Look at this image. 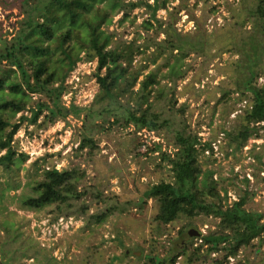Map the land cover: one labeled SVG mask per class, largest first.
<instances>
[{"label":"rangeland","instance_id":"374dc122","mask_svg":"<svg viewBox=\"0 0 264 264\" xmlns=\"http://www.w3.org/2000/svg\"><path fill=\"white\" fill-rule=\"evenodd\" d=\"M138 1L153 4V0L121 2L124 6ZM168 2L167 10H158L154 18L148 8L127 10V19L121 24L123 14L118 8L106 27L117 44L130 45L133 53L137 47L143 49L134 55L133 68L141 69L142 75L160 70L159 83L149 98L153 102L150 112L167 119L168 126L134 134L133 126L121 127L112 117L106 116L104 122L96 114L90 115L99 110L95 102L97 62H78L65 79L68 90L62 101L83 107L80 117L69 116L38 129L24 123L13 137V146L17 154L28 156L23 168L37 161L44 168L77 170L81 176L78 190L83 195L71 200L70 207L61 206L60 211L49 206L37 212L19 209L11 191L0 196V264H169L175 256V264H215L222 260L226 251L205 256V247L200 250L201 258L190 261V247L187 256L181 255L189 241L194 249L200 235L213 232L217 220L200 215L159 225L154 220L157 204L145 198L152 185L169 180L167 169L157 167L153 144L159 142L163 151L173 153L178 135L199 139L198 163L210 173L208 186L213 181L220 195L226 194L227 203L244 197L245 208L264 217V130L250 137L241 149L237 147L249 102L235 91L241 76L237 70L240 56L233 53L235 49L227 40L232 33L242 38L258 32L253 29V17L247 19L255 16V4L253 0ZM19 19L18 6L9 8L0 3V36L6 37ZM143 22L151 24L148 30L142 27ZM164 30L182 36L199 30L209 36L203 52L188 51L182 58V78L165 77L166 69L161 66L165 58H171L164 49L163 56L152 63L158 54L157 44L166 38ZM262 67L255 83L264 87V63ZM137 89L136 83L133 90ZM120 104L127 107L125 99ZM83 137H90L94 146L77 149ZM19 177L24 183L23 171ZM82 207L87 208L85 214H81ZM67 213L73 217L54 219ZM102 215L101 223L91 219ZM7 224L13 227L5 230ZM221 262L264 264V236L242 248L235 258Z\"/></svg>","mask_w":264,"mask_h":264},{"label":"trees","instance_id":"16d2710c","mask_svg":"<svg viewBox=\"0 0 264 264\" xmlns=\"http://www.w3.org/2000/svg\"><path fill=\"white\" fill-rule=\"evenodd\" d=\"M11 1L0 0L5 7L18 6L20 15L11 31L6 32L7 36H0V175L4 177L0 182V196L13 192L11 198L21 210L37 212L53 206L60 211L61 206L70 207L71 200L77 201L83 195L78 190L81 176L77 170L44 168L37 161L29 168H23L28 156L17 154L13 146L14 135L24 123L38 129L66 120L69 116L80 117L83 107L71 103L64 105L62 96L68 90L66 77L81 60L97 62L94 78L98 87L95 102L99 110L90 115L96 114L104 122L108 118L106 116L112 117L121 127L133 126L134 134L167 127V119L161 120L156 113L150 112L153 102H149V98L159 83L157 75L160 70L142 75L141 69L133 68L134 55L143 49L137 47L133 53L130 45L117 44L114 34L106 32V27L111 24L118 8L123 14L119 20L121 24L127 19V10L148 8L154 18L158 10H167L169 2L153 0V4L148 5L138 1L124 3L126 6H123L122 0ZM253 2L255 16L250 15L247 19L253 17V29L258 32L242 38H236L232 33L227 39L235 49L233 53L240 56L237 70L241 76L235 91L243 101L247 99L249 102L237 136L240 149L250 137H257L259 131L264 130V87L255 83L261 76L264 63V0ZM156 22L162 28L161 23ZM150 25L143 22L142 27L148 30ZM164 31L166 38L157 44L155 51L158 54L152 63L163 56L161 51L164 49L171 58H165L161 66L166 69L165 77L168 80L182 78V58L188 51L203 52L210 42L209 36L199 30L183 36L175 31L172 34ZM140 76L142 79L138 82ZM136 83L138 89L134 91ZM121 99H125L127 107H122ZM153 145L152 152L159 160L157 167L160 170L166 168L169 177V180H160L145 192V198L154 200L158 207L154 220L159 225L200 215L217 220L213 232L200 235L199 245L194 249L189 241L181 255L187 256L190 247L192 254L188 257L192 261L195 257L201 258L203 247L205 256L224 250L226 254L222 260L215 262L222 264L221 261L235 258L242 248L264 236L263 215L247 210L244 197L227 203L226 194L221 196L213 181L207 185L210 173L204 172L198 163L197 146L200 142L196 136H176L173 153L163 151L159 142ZM88 146H94L92 139L83 137L77 149L83 150ZM203 146L209 148V144ZM21 171L24 172V183L19 177ZM18 191L20 193L15 194ZM86 211V207L81 208V214ZM59 217L68 219L73 216L67 213L54 219ZM103 218L102 215L91 219L101 223ZM12 227L7 224L4 229ZM150 260L154 263V259ZM175 260L176 256L170 259L169 264H175Z\"/></svg>","mask_w":264,"mask_h":264},{"label":"built area","instance_id":"2783aa9c","mask_svg":"<svg viewBox=\"0 0 264 264\" xmlns=\"http://www.w3.org/2000/svg\"><path fill=\"white\" fill-rule=\"evenodd\" d=\"M64 221V218H61ZM200 241V240H199Z\"/></svg>","mask_w":264,"mask_h":264},{"label":"water","instance_id":"95a60500","mask_svg":"<svg viewBox=\"0 0 264 264\" xmlns=\"http://www.w3.org/2000/svg\"><path fill=\"white\" fill-rule=\"evenodd\" d=\"M198 236V233L196 234V237Z\"/></svg>","mask_w":264,"mask_h":264}]
</instances>
